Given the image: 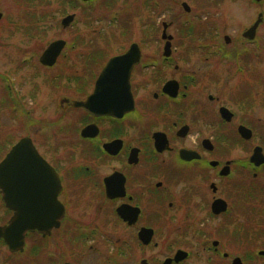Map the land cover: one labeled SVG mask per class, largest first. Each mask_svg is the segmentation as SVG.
<instances>
[{"label":"flooded vegetation","instance_id":"flooded-vegetation-1","mask_svg":"<svg viewBox=\"0 0 264 264\" xmlns=\"http://www.w3.org/2000/svg\"><path fill=\"white\" fill-rule=\"evenodd\" d=\"M76 1L83 6L95 2ZM154 1L146 0L149 8ZM261 15L263 22L260 11L238 33L240 47L222 57L217 49L200 45L209 56L199 60L210 62V69H186L184 52L174 45L167 23H163V41L156 43L152 55L145 53L152 40L131 42L106 58L89 52L82 68L65 65L64 76L53 73L60 87L61 80L66 81L75 95L56 102L58 117L50 120L30 116L51 108H42L39 81L32 74L26 93L21 87L26 76L19 84L1 72V103L7 117L0 122V164L25 138L31 139L40 159L34 173L20 180L36 191L34 204L21 196L22 215L33 213L34 208L36 227L25 232L23 246L14 250L5 233L15 210L0 187V264H263L264 163L252 159L256 151L264 156V120L261 92L250 97L254 84L261 91ZM259 19L255 38L247 39L245 33ZM164 33L172 39H164ZM230 41L227 36V44ZM133 44L141 52L131 71L133 105L126 103L128 108L123 109L115 101H102L103 108L119 106L114 114L94 113V104L77 106L76 102H87L94 94L109 60L127 53ZM65 49L52 66L41 62L45 50L41 55H26L21 63L37 57L44 70L39 69L41 80L53 86L46 71L61 67ZM219 63H226L229 70L227 104L215 93L220 85V73L215 72ZM78 75L92 81L90 88ZM60 87L55 85L53 91ZM10 112L16 114L17 133L6 124ZM57 130H66L70 141L59 138ZM29 165L21 161V176ZM218 224L225 227L218 229ZM143 230H153L149 242L142 240ZM111 243H117V248L109 249ZM137 252L142 253L139 261Z\"/></svg>","mask_w":264,"mask_h":264},{"label":"rangeland","instance_id":"rangeland-1","mask_svg":"<svg viewBox=\"0 0 264 264\" xmlns=\"http://www.w3.org/2000/svg\"><path fill=\"white\" fill-rule=\"evenodd\" d=\"M184 2L189 5L190 11L184 8ZM153 4L152 8H149L146 0H96L89 6H83L76 0H0V10L3 13L0 20V73H9L19 84L23 76H26L25 87L24 82L21 84L26 93L29 92L27 89L28 83L32 81L29 80L32 74V79L39 81V93L41 90L39 98L44 102L42 108L50 105L51 108L48 111L44 110L45 112L42 110V113H31L30 116L50 120L58 117L59 112L56 114L55 107L53 108L55 103L59 104L68 94L75 95L66 87V81L61 80L62 87H60L59 79L54 80L53 73L61 72L64 76L65 65L69 68H82V59L84 56L87 58L89 52L97 56L104 54L106 58L126 49L131 42L152 40V43L145 48V53L152 55L157 52L156 43L163 41L161 37L163 23H167L168 34L173 36L174 45L179 47V51L184 52L186 69L191 66L204 68L210 62L199 59L209 55L200 49V45H207L212 50L217 49L218 57H222L227 50L240 47L241 39H237V35L254 21L257 13L261 11L264 15V0L259 3L253 0H155ZM66 12L76 16L75 24L68 28L61 25L63 14ZM259 32L261 91L256 89L254 84L250 89V97L256 98L258 92H261V120H264V102H262L264 101V21L259 26ZM227 36L231 39L228 44ZM60 39L67 42L66 52L60 59L61 67L57 65L54 69L46 71L53 78V86H50L44 84L40 78L44 70L40 68L37 57L31 63H21V61L26 55L28 58L32 56V53L41 55L52 42ZM205 42L207 44H203ZM74 44L75 48H73ZM36 64L39 68H32ZM28 67L30 69L27 71ZM208 68L210 69V66ZM215 72L220 73V85L215 93L227 104L230 98L226 92L229 72L227 64L219 63ZM71 73L73 76L78 74L77 71ZM78 77L87 83L85 88H90L92 84L90 79L83 75ZM55 85H59L60 88L53 91ZM221 90H223L222 94ZM1 93L0 84V122L7 117L4 118ZM45 93L48 94L47 97H44ZM13 94H17V88L13 90ZM52 95L54 97L51 98ZM139 98H143L141 93ZM259 110L260 107L257 106L255 111ZM8 117L9 121L6 124L17 133L16 114L10 112ZM65 120L67 121V117ZM262 126L261 143L264 144V124ZM221 132L225 133V130L222 129ZM257 132L259 133L260 129H257ZM55 133L59 138L70 141V134L68 135L66 130H57ZM261 183L264 185V179ZM75 209L77 210L76 207ZM220 227L225 226L218 224L217 228ZM261 229L264 230L263 206H261ZM216 230L214 229V232ZM157 238L162 244V238ZM112 246L117 248V243H111L109 249H112ZM141 255L142 253H138V261Z\"/></svg>","mask_w":264,"mask_h":264},{"label":"water","instance_id":"water-1","mask_svg":"<svg viewBox=\"0 0 264 264\" xmlns=\"http://www.w3.org/2000/svg\"><path fill=\"white\" fill-rule=\"evenodd\" d=\"M87 1V0H86ZM260 2L261 0H256ZM184 8L187 11H190V7L187 3L183 4ZM3 15L0 12V20ZM75 16L70 15L63 19V25L65 27L69 26ZM262 22V15H261ZM260 24V19L251 27L246 33L245 37L252 39L255 36L257 27ZM166 33V32H165ZM164 33V39L168 38L169 41L172 37H167ZM65 46V42L62 40L53 42L49 48L45 51L41 58V62L46 65H52L62 49ZM170 47L166 46V50ZM141 52L137 44H133L127 53L111 58L106 66V68L101 73L94 94L89 98L87 102H76L77 106L90 107L93 105L92 111L94 113H116L120 110L119 106L116 109H111L108 107H102V101L111 100L113 103L120 105L123 109L124 105L131 104L133 105V95L131 93V71L133 66L140 61ZM112 89V93H107V89ZM95 101V102H94ZM251 134V131L249 130ZM38 152L35 149L31 139L25 138L21 140L17 145L13 147L8 157L0 164V187L4 190L7 204L13 210H15V215L12 221V224L6 229V237H9V244L12 250L21 247L24 244L25 232L27 230H34L36 224L34 222V208H32L33 213L22 215V204L23 198H26V201H30L32 204L35 203L36 191L32 189V185L24 187L25 181H20L22 179L28 178L31 173H34L36 169V163L40 159ZM261 160V163L264 161V156L259 155L258 151L255 152L253 156V161L255 159ZM261 158V159H260ZM28 161L30 165L28 166L25 175H20V164L21 161ZM36 160V161H35ZM258 160V161H259ZM256 162V161H255ZM19 164V165H18ZM21 185L23 189L21 188ZM26 210L30 211V207L26 205ZM28 211V212H29ZM25 217V218H24ZM142 240L146 243L152 239L153 230H143L140 233ZM144 264V263H143Z\"/></svg>","mask_w":264,"mask_h":264}]
</instances>
